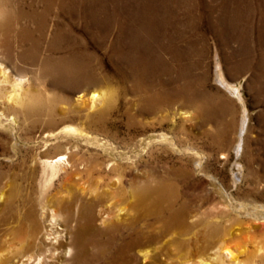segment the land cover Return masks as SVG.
Wrapping results in <instances>:
<instances>
[{"label":"bare ground","instance_id":"1","mask_svg":"<svg viewBox=\"0 0 264 264\" xmlns=\"http://www.w3.org/2000/svg\"><path fill=\"white\" fill-rule=\"evenodd\" d=\"M3 3L13 6L14 16L3 17ZM203 21L225 46L228 41L237 43L232 52L240 59L232 67L248 68L251 55L244 36L257 32L264 37V0H0V28L4 36L13 32L15 39L14 43L3 41L6 58L14 48L19 49L16 58L56 91L53 99L63 98L59 93H78L74 102L81 106L79 110L69 109L67 119L78 121L79 126L62 124L61 129L42 139V145L53 143L57 153L52 156L50 148L35 153L31 168L41 166V195L56 181L86 172L125 178L128 187L123 192L131 200L129 213L125 205H116L109 189L97 192L89 188L62 205L44 203L39 221L28 198L0 193V242L7 240V233L14 234L18 225L27 224L32 234L27 244L7 241L0 250V264H264L262 247L246 263L237 261L243 251L224 237L219 239L217 225L205 236L201 231L205 225L201 210L204 197L200 193L190 195L188 190L179 196L170 180L175 171L165 161L171 152H182L197 158L194 165L198 173L202 167L200 151L190 146L178 148L169 125L177 117L180 121L191 117L192 112L184 108L203 97L208 77ZM214 56L218 69L220 60L216 53ZM8 76L0 66V84L11 82L6 99L16 102L22 96L20 92L27 90L26 78L9 81ZM110 82L120 89V104L111 109L117 111L126 134L127 140L121 145L93 135L99 130L119 132L110 112L98 110L96 117L93 115L98 102L106 96L114 97L108 89H102ZM159 112L164 114L159 116ZM57 125L49 117L48 128ZM245 125L235 147L238 155ZM9 128L16 141L14 124ZM177 132L189 135L184 126ZM254 154L249 162L264 168V153L259 159ZM256 168L252 169L254 180H264ZM180 171L186 181L189 172ZM237 179L234 174L233 183ZM257 189L253 191L264 195ZM223 195L231 206L228 195ZM191 204L196 206L193 214ZM140 206L146 208L145 213ZM249 206L239 208L248 217L264 222V205L254 202ZM234 211L238 217L240 212ZM151 216L163 218V224L153 226L155 221L147 222ZM189 216L193 221H188ZM46 220L49 224L43 225ZM170 227L175 228L171 234L180 236L176 259L158 246ZM212 239L219 240L215 243Z\"/></svg>","mask_w":264,"mask_h":264},{"label":"rangeland","instance_id":"2","mask_svg":"<svg viewBox=\"0 0 264 264\" xmlns=\"http://www.w3.org/2000/svg\"><path fill=\"white\" fill-rule=\"evenodd\" d=\"M1 10L3 17L14 16L13 6L8 3H3ZM201 27L206 31L208 46L204 68L206 77H208L202 90L203 97L184 108V110L192 112L191 117H188L186 121H180L177 117L174 119L173 124L169 125V128L171 129L172 127L170 134L175 137L178 148L183 149L186 146H190L192 149L200 151L202 167L200 173H198L194 165L197 158L192 154L182 152H171L169 157L165 158V161L167 160L166 164L172 166L175 171L174 174L170 175V180L177 186L176 190L179 196L184 195L188 190L191 193L190 195L200 193L204 197L201 210H203L205 225L204 230L202 229L201 231H204L205 236L208 237L207 234H209L210 228L213 225H217L220 229L218 238L224 237L231 245H238V249L243 252L238 253L237 261L246 263L258 247L264 249V222L262 219L255 220L248 217L239 208L241 205L250 209L249 205L254 202L264 205V195H259L253 191V188L257 187L258 191L264 192V180H254L252 169L256 168V165L249 162L253 152L258 159L263 158L262 152L264 153V146H262L264 145V48L261 47V44L264 43V37L258 36L257 32L244 36L246 44L250 48L251 63L248 68L242 66L243 68L239 67L236 70L232 67V64L239 62L240 58L234 55L232 49L236 47L237 43L228 41L229 46H225L222 39L219 40L218 36L209 31L206 21H203ZM5 34L0 28V66L7 70L9 81L23 76L26 78L25 83L28 86H26L27 90L23 89L20 92L22 96L16 102H11L6 99L11 82L0 84V193L4 195L18 194L28 198L36 211L37 218L39 217L38 220L40 219V207L44 203L51 206L62 205L71 196L80 194L82 191L87 192L89 188H96L97 192L109 189L114 194L112 200L116 202V205H125L130 213L129 202L131 200L128 197V193L123 192L127 190L128 184L125 178L117 175L110 177L100 175V177H97L98 174L86 175V172L78 173L67 179L56 181L49 190L41 195V166L35 170L31 168L34 163L35 153L46 148H50L49 152L52 156L57 153L53 149V143H48L46 146L42 145V139L46 134L55 133L59 130L58 128L61 129L66 124L79 126L78 121L69 122L67 119L70 110H79L81 106L74 102L78 93H59L63 98L53 99L52 95L56 91L45 85L39 74L35 73V71L33 72L29 65L16 58L15 55L18 54L17 51L19 49L14 48L13 54L7 59L4 55L5 51L3 49L5 47L3 41L14 43L15 39L13 32L9 35L7 34V36H4ZM215 53L220 60L218 69L214 66ZM110 84L102 86V89L103 87L105 91L108 89V92H112L114 97L106 96L104 101L98 102L93 109V115L96 117L101 110H105L106 113L110 112V118L117 120L116 129L119 132L99 130L93 135L96 134L102 141L121 145L127 138L124 128L120 124V118H117L118 113L114 111L120 104V89L115 82H110ZM127 98L132 99L130 95H127ZM112 106L114 110L111 109ZM47 112L49 113L47 114ZM158 114L162 116L164 112H159ZM49 117H52L53 121L58 123L56 127L48 128L47 121ZM144 118L146 120L149 117ZM11 123L14 124L16 141L8 132L10 131L9 124ZM244 123L246 125L245 131L242 133V149L238 155L235 147L239 141V135L242 132L241 128ZM180 126H184V130L189 134L188 137L179 135L177 130ZM166 129L167 127H165V131ZM37 143H39L38 149H36ZM238 167L240 168L238 169ZM180 169H185L189 172L185 179L186 181L182 179ZM257 169L258 175L264 176V168L258 166ZM239 172L241 173L239 174ZM234 174L239 178L236 183H233ZM221 189H223L224 193H222ZM223 194L228 195L231 206H228L227 202H225L226 199ZM195 208L194 204L190 205V214H193ZM234 210L240 212L238 217ZM140 211L143 214L146 208L140 206ZM121 215L124 216L125 214L121 212ZM158 220L154 216L147 217V222L155 221L153 226L163 224V218ZM188 221H193L192 216L188 217ZM42 224L47 225L49 221L46 220ZM14 225L16 226V224ZM15 229L14 234L7 233L5 237L7 240L0 242V250L8 243L17 245L19 240V242L22 241L27 244L31 240L32 234L29 232L31 230L27 224L18 225ZM173 229L175 228L170 227L165 232L168 235L162 237L158 246L162 245L161 249L168 252L170 257L176 259L179 254L177 244L180 242V236L176 233L171 234ZM176 230L179 229L176 228ZM189 237L190 235L186 236V238ZM219 239H212V241L216 243ZM208 252H210V249L206 253Z\"/></svg>","mask_w":264,"mask_h":264}]
</instances>
